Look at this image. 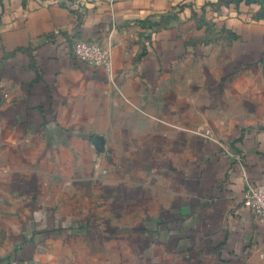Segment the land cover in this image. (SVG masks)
<instances>
[{"label": "crops", "instance_id": "obj_1", "mask_svg": "<svg viewBox=\"0 0 264 264\" xmlns=\"http://www.w3.org/2000/svg\"><path fill=\"white\" fill-rule=\"evenodd\" d=\"M263 178V5L0 0V264H264Z\"/></svg>", "mask_w": 264, "mask_h": 264}, {"label": "built area", "instance_id": "obj_2", "mask_svg": "<svg viewBox=\"0 0 264 264\" xmlns=\"http://www.w3.org/2000/svg\"><path fill=\"white\" fill-rule=\"evenodd\" d=\"M71 52L82 62L109 67L110 53L98 43L82 38L76 39L71 45ZM243 201L250 209L253 218L264 227V178L259 182L245 184Z\"/></svg>", "mask_w": 264, "mask_h": 264}, {"label": "rangeland", "instance_id": "obj_3", "mask_svg": "<svg viewBox=\"0 0 264 264\" xmlns=\"http://www.w3.org/2000/svg\"><path fill=\"white\" fill-rule=\"evenodd\" d=\"M250 1L260 3L261 5L264 6V0H250Z\"/></svg>", "mask_w": 264, "mask_h": 264}]
</instances>
